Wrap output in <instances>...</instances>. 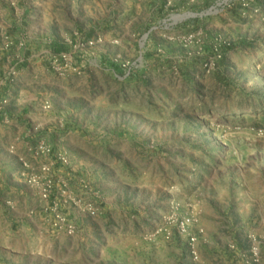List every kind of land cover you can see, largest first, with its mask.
Here are the masks:
<instances>
[{"label":"rangeland","instance_id":"rangeland-1","mask_svg":"<svg viewBox=\"0 0 264 264\" xmlns=\"http://www.w3.org/2000/svg\"><path fill=\"white\" fill-rule=\"evenodd\" d=\"M94 30L68 37L67 50L102 35ZM115 34L112 45L126 50L122 64L108 68L119 69L127 97L110 113L97 100L98 126L90 133L139 152L116 159V178L99 181L104 198L121 208L123 233L131 228L149 244L160 237L178 250V264H196L187 247L191 237L205 264H246L254 237L264 264V0H148L146 18ZM68 186L100 211L102 197L87 180ZM182 221L186 234L176 230Z\"/></svg>","mask_w":264,"mask_h":264},{"label":"crops","instance_id":"crops-1","mask_svg":"<svg viewBox=\"0 0 264 264\" xmlns=\"http://www.w3.org/2000/svg\"><path fill=\"white\" fill-rule=\"evenodd\" d=\"M93 1L95 7L87 6L89 0H0V100H7L0 113V264H178V250L175 253L174 246L160 237L149 244L131 228L123 233V222L116 217L121 208L111 198H104L100 187L106 174L116 178L112 162L138 157L139 152L124 148L129 146L128 140H123L120 150L109 138L90 133L92 124L98 126L100 100L102 108L109 107L102 110L110 113L127 97L121 90L119 69L108 68L117 66L113 56L118 54L122 64L126 50L122 43L112 45L117 37L112 35L144 20L148 0H126L124 7L119 1L113 7L105 0ZM95 26L102 34L97 37L99 42L77 57L82 76L53 75L47 68L49 56L68 51V37L75 41L78 35H90ZM6 38L14 42L10 50L4 48ZM12 70L15 75L9 77ZM95 74L100 75L98 84L93 80ZM46 104L49 110L44 108ZM109 125L113 128L115 123L99 127ZM40 140L71 162L68 172L57 171L58 179L61 176L74 184L84 178L90 190L102 197L103 206L95 217L85 218L73 210L78 231L72 238L51 231L44 207L37 205L38 197L26 185L25 173L17 163L18 157H25L31 163L27 175L39 174L41 166L50 161L35 159L28 149ZM109 180L113 185L114 179ZM260 222L264 224V215ZM199 246L197 243L203 256Z\"/></svg>","mask_w":264,"mask_h":264},{"label":"built area","instance_id":"built-area-1","mask_svg":"<svg viewBox=\"0 0 264 264\" xmlns=\"http://www.w3.org/2000/svg\"><path fill=\"white\" fill-rule=\"evenodd\" d=\"M99 42V38L96 40H83L80 44H75L68 51L59 53H53L49 56L47 68L57 78H67L70 75L80 77L83 74V66L78 64V54L86 51L89 48ZM117 45L118 42H113ZM14 46V42L6 38L4 48L10 50ZM114 64L120 65L118 60H113ZM15 71L9 72V77H13ZM7 104L6 99L0 100V113L2 107ZM46 110L50 107L48 104L44 106ZM259 134L264 135V132L259 131ZM10 152L13 153V148H10ZM28 152L32 154L35 159H46L50 162L41 166L39 174L27 175V171L31 166L25 157H18L17 163L22 171L26 174L23 175L26 184L33 188L41 203H43V211L47 217V223L51 231L55 234H61L68 238L76 236L78 227L74 219L67 212L68 209L77 211L85 217H95L99 214L98 208L91 201H86L83 198L74 196L68 182L65 180H56L54 172L55 167L67 170L69 168V160L65 154L55 151L45 141H38L34 147L28 149ZM189 226L186 222L182 221L176 224L177 233L186 234ZM158 233V232H157ZM164 237L169 240L170 234L165 232ZM148 240L152 237L147 236ZM251 245L248 249V258L246 264H259L260 262V244L256 238L252 237ZM197 238L191 237L188 241L187 247L189 257L192 262H199V254L197 252Z\"/></svg>","mask_w":264,"mask_h":264}]
</instances>
